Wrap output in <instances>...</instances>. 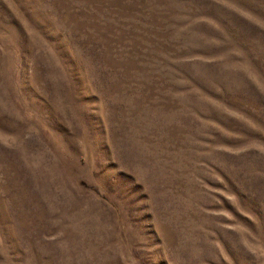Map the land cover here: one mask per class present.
I'll use <instances>...</instances> for the list:
<instances>
[{
    "label": "rangeland",
    "instance_id": "1",
    "mask_svg": "<svg viewBox=\"0 0 264 264\" xmlns=\"http://www.w3.org/2000/svg\"><path fill=\"white\" fill-rule=\"evenodd\" d=\"M0 264H264V0H0Z\"/></svg>",
    "mask_w": 264,
    "mask_h": 264
}]
</instances>
